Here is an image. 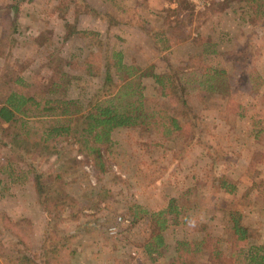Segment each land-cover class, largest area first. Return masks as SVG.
<instances>
[{"label": "rangeland", "instance_id": "1", "mask_svg": "<svg viewBox=\"0 0 264 264\" xmlns=\"http://www.w3.org/2000/svg\"><path fill=\"white\" fill-rule=\"evenodd\" d=\"M86 1L109 16L79 13L75 19L63 0H0V39L6 44L15 39L13 47L0 44V84L1 78L9 80L14 74L48 83L58 71L63 86L55 95L87 103L102 83L104 56L113 63V53L120 52L123 63L141 70L166 72L171 65L182 72L201 118L200 134L186 145L183 138H164L151 127H122L111 133L107 146L100 145V159L81 154L68 142L58 145L59 157L34 150L30 155L23 151L25 157L19 159L18 144L11 137L15 133L19 141L35 137L25 135L18 124L0 125V213L12 221L30 222L27 236L34 250L41 247L53 223L57 234L76 232L69 233L73 237L68 251H74L64 264H73L76 253L79 258L85 251L88 257L81 258L85 264L90 256L93 264H165L174 256L176 240L206 235L220 239L219 248L230 255L221 222L225 207L238 209L242 224L251 230L239 246L264 241V195L252 188L264 182V5H260L264 1ZM67 21L75 31L65 28ZM82 31L97 33L96 39ZM204 65L226 73L216 76L211 91L202 83ZM240 72L241 83L236 82ZM114 79L113 91L121 82ZM142 84L146 96H157L150 76L143 77ZM161 101L169 113L177 114L169 99ZM8 141L10 147L2 143ZM83 156L88 161L75 166L72 159ZM30 161L32 170L44 172L47 184L61 185L72 209L77 210L76 201L85 202L76 221L67 224L62 219L70 207L54 208L55 192H50L47 203L39 201L26 164ZM99 162L104 163L103 170ZM222 175L236 183V194L218 187ZM171 199L180 212L172 215L175 222L163 232L165 245L151 261L142 248L150 231L149 214L142 210H160ZM37 221L42 222L39 230ZM12 240L1 233L0 264H9L5 258L13 254Z\"/></svg>", "mask_w": 264, "mask_h": 264}, {"label": "trees", "instance_id": "2", "mask_svg": "<svg viewBox=\"0 0 264 264\" xmlns=\"http://www.w3.org/2000/svg\"><path fill=\"white\" fill-rule=\"evenodd\" d=\"M63 3L65 7L69 6L73 9L75 19L79 13L96 17L109 16L107 13L101 14L86 0H63ZM260 5H264V3ZM58 9L60 12L63 11L60 5ZM117 21L120 20L116 19ZM65 28H73L75 31L74 24H70L68 21L65 23ZM82 34L97 36V33L90 31H82ZM69 35L70 33L66 34L65 38H68ZM36 39L41 41L43 36H37ZM3 40L0 39V44L3 43ZM14 44V38H11L8 44L3 43L4 46L8 45L9 47H13ZM41 45L42 42H40ZM112 57L116 58L114 64L106 55L104 56L105 69L102 83L93 92L87 103L79 99L55 95L63 86L62 74L58 71L48 83L38 80L36 77H31L27 81L21 74H14V77L9 80L1 78L0 125L14 126V124H18L25 135L35 137L31 141L16 140L18 139L16 133L11 137L10 140L16 141L18 144L17 157L19 159L25 157L23 151L30 155L34 150L46 156L53 153L59 157L60 152L56 149L62 142L74 144L77 151L87 157L95 154L100 159V145L107 146L111 139V133L122 127H151L160 132L164 138L181 137L187 142L186 145L191 144L200 134L201 118L191 103L192 95L187 82L182 80V72H176L171 65L168 66L166 72H156L152 67L141 70L142 68L134 63H123L120 52H114ZM237 63L239 69L244 67L240 60H237ZM202 70L204 76L202 83L210 91L213 89V81L216 76L226 75L223 68H211L204 65ZM242 74L240 72L241 76L236 82L241 83ZM145 76H150L153 79L157 87V96L144 94L142 78ZM115 77L121 82L113 91L112 85ZM161 98L169 99L177 107L176 115L168 112ZM2 143L9 146V141ZM87 159L84 156L82 160L74 157L72 161L77 166L85 164ZM94 160L96 161V159ZM26 164L31 171L32 162H26ZM98 164L103 170L104 163L99 162ZM31 172L33 187L41 203H47L51 199L50 192L53 191L56 194V198H53L54 208L69 209L70 204L67 202V197L64 198L62 195L61 185L53 188L42 180L44 172L38 173L34 169ZM218 187L228 194H236L238 190L236 183L226 175L218 177ZM252 188H257L264 195V182L253 185ZM99 202L100 200L95 201L96 204ZM76 203L77 210L70 207L68 214L62 218L67 219L65 221L67 224L70 221H76L80 211L85 208L84 201H76ZM142 212L149 214L150 224V231L142 248L149 259L155 261L161 253V248L165 245L163 232L171 224L170 221L175 222V217L172 215L176 216L180 211L174 204V200L171 199L165 208L153 212L142 210ZM222 213L221 222L228 233L227 239L232 248L230 255H226L219 248L220 239L206 235L199 239L176 240L174 256L165 264H264V241L258 244L245 242L243 246L238 244L247 241L251 236L250 228L242 224L239 210L225 207ZM134 216L138 218L139 214L135 212ZM19 222L20 225H18ZM53 225L45 231L41 247L34 250L28 243L27 234L30 232V222L28 223L25 218L12 221L0 213V235L3 233V236H12L14 239L11 241L13 254L11 257L5 258L6 262L9 264H64L67 254L72 251V249L68 251L72 245L69 240L75 236L76 232L74 234L72 230H66L57 234L53 231L57 227L54 223ZM69 233H72L73 236ZM20 245L21 249L18 248Z\"/></svg>", "mask_w": 264, "mask_h": 264}, {"label": "crops", "instance_id": "3", "mask_svg": "<svg viewBox=\"0 0 264 264\" xmlns=\"http://www.w3.org/2000/svg\"><path fill=\"white\" fill-rule=\"evenodd\" d=\"M16 34V33H15ZM38 211H40V210H38ZM33 224L35 225L36 224V221H33ZM36 226V225H35ZM41 226H42V222H38L37 221V228H38V230L41 228ZM97 250H98V248H97ZM85 254V255H84ZM76 255H77V253H76ZM76 255L74 256L75 258V260H73V264L75 263H77V262H81V258H84L85 259V257H88L87 256V254H86V251H85V253L83 252V253H81L78 257L79 258H76ZM82 255V256H81ZM84 255V256H83ZM89 260H88V262H87V264H93L92 262L95 260L92 256H90L89 258H88ZM80 264H85V260H83Z\"/></svg>", "mask_w": 264, "mask_h": 264}, {"label": "built area", "instance_id": "4", "mask_svg": "<svg viewBox=\"0 0 264 264\" xmlns=\"http://www.w3.org/2000/svg\"><path fill=\"white\" fill-rule=\"evenodd\" d=\"M121 220H122L121 216H118V218H117V222L119 223ZM115 226H116V225H115ZM115 226H111L109 229H110V230H114V229H115Z\"/></svg>", "mask_w": 264, "mask_h": 264}]
</instances>
